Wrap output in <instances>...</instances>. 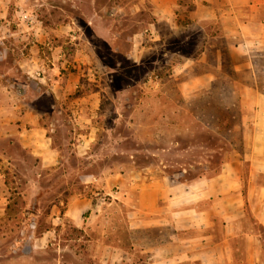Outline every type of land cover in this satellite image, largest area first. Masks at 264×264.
Masks as SVG:
<instances>
[{
    "label": "rangeland",
    "instance_id": "1",
    "mask_svg": "<svg viewBox=\"0 0 264 264\" xmlns=\"http://www.w3.org/2000/svg\"><path fill=\"white\" fill-rule=\"evenodd\" d=\"M0 1V16L7 10L12 28L19 16L13 17V11L19 10L17 1L24 6L20 14L25 29L29 15L46 33L72 18L74 39L68 35L55 39L64 48L57 61L80 66L82 76L74 95L90 96L89 103L78 111L77 122L69 108H60L62 104H37L40 112L57 110L66 116L57 119L67 123L64 132L55 136L63 160L56 170L40 169L42 177L38 178L33 156L14 143L3 145L19 165H0L5 174L0 178V196L8 198L0 200V264H14V258H75L74 252L92 258L96 248L91 242L83 240L80 247L73 248L74 243L67 241L77 233L62 215L73 195L93 197L90 202L100 205L92 190L84 187L86 178L144 170L155 178L190 182L218 173L225 160L240 153L224 145L228 134L222 121L224 111L218 112L217 119L212 100L204 93L213 82L221 90L235 80L241 83L237 93L244 112L251 111L255 94L251 83L257 80L264 92V56L254 52V75L244 67L246 58L230 54L234 41L224 36L221 23L193 19L192 0H176L178 26L155 20L147 0ZM234 64L242 69L235 70ZM206 73H212L213 80L197 89L192 79ZM218 99L227 98L222 94ZM102 206L123 208L121 203ZM105 218L108 237L119 234L121 239L127 238L121 216L117 228L113 215ZM48 229L59 231L57 240L43 248L34 244V237ZM158 233L148 234L152 242ZM144 237L141 232L139 238ZM139 250L134 251L136 258L141 256Z\"/></svg>",
    "mask_w": 264,
    "mask_h": 264
},
{
    "label": "crops",
    "instance_id": "2",
    "mask_svg": "<svg viewBox=\"0 0 264 264\" xmlns=\"http://www.w3.org/2000/svg\"><path fill=\"white\" fill-rule=\"evenodd\" d=\"M147 2L155 20L178 26L176 0ZM17 3L19 10L13 11V17H20L13 28L7 10L0 16V165H19L3 146L14 143L33 156L39 178L40 169L52 171L63 165L55 136L64 132L67 121L57 122L58 117L65 116L63 111L43 113L37 104H62L60 108H69L76 121L90 96L74 95L82 76L80 66L57 61L64 48L55 39L63 35L74 39L72 18L50 28L47 34L29 15L25 29L20 14L24 6ZM192 3L193 19H207L210 25L221 23L224 36L234 41L230 54L246 58L244 67L255 75L254 52L264 56V0ZM234 69L242 67L234 64ZM213 78L212 73H206L192 79V84L204 88ZM250 87L255 91L253 107L241 117L245 150L225 160L218 173L190 182L155 178L144 170L86 178L84 187L92 190L100 205L90 202L93 197L73 195L62 215L70 220V230L77 233L67 241L74 243L73 248L83 240L91 242L96 248L92 258H81L82 254L74 252L75 258H14V264H264V92L257 80ZM4 176L0 171V178ZM0 200L8 198L0 196ZM104 203H121L123 208L103 207ZM107 215H113V227L119 216L125 220L127 238L121 239L119 234L108 237L104 224ZM152 231L159 232L156 242L148 235ZM58 232L45 230L33 243L47 247L57 240ZM141 232L146 236L143 239L139 238ZM137 247L140 258L135 256Z\"/></svg>",
    "mask_w": 264,
    "mask_h": 264
},
{
    "label": "trees",
    "instance_id": "3",
    "mask_svg": "<svg viewBox=\"0 0 264 264\" xmlns=\"http://www.w3.org/2000/svg\"><path fill=\"white\" fill-rule=\"evenodd\" d=\"M233 74H236V72L233 71ZM240 86L241 83L234 80L227 83V85L225 84L221 90H218L220 86L217 82H213L211 88L204 94L212 100L213 110L216 112L217 119H220L218 112L224 111L222 121L224 122V129L228 132L226 134L227 144L223 141L224 145H229L230 148L242 153L245 146V128L241 120L244 110L237 93ZM222 94L227 98L226 101L222 102L218 99V96Z\"/></svg>",
    "mask_w": 264,
    "mask_h": 264
}]
</instances>
